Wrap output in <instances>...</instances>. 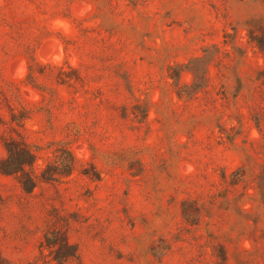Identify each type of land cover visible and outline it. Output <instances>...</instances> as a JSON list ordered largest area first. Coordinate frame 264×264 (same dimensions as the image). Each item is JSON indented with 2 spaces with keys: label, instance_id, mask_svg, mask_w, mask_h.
<instances>
[{
  "label": "rangeland",
  "instance_id": "374dc122",
  "mask_svg": "<svg viewBox=\"0 0 264 264\" xmlns=\"http://www.w3.org/2000/svg\"><path fill=\"white\" fill-rule=\"evenodd\" d=\"M8 140L0 264H264V0H0Z\"/></svg>",
  "mask_w": 264,
  "mask_h": 264
},
{
  "label": "trees",
  "instance_id": "16d2710c",
  "mask_svg": "<svg viewBox=\"0 0 264 264\" xmlns=\"http://www.w3.org/2000/svg\"><path fill=\"white\" fill-rule=\"evenodd\" d=\"M5 156L0 160V173L16 175L19 185L25 190H31L35 180L25 167L31 168L35 154L26 144L14 140L3 143ZM73 167V156L66 148L53 151V157L40 171L43 180H52L57 175H67ZM46 249L56 264H65L67 258L74 255V248L57 231L46 232L40 243V250Z\"/></svg>",
  "mask_w": 264,
  "mask_h": 264
}]
</instances>
